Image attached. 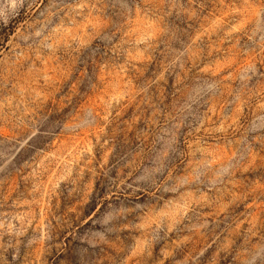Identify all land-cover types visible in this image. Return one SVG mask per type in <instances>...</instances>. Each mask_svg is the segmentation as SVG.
Listing matches in <instances>:
<instances>
[{
	"label": "rangeland",
	"instance_id": "obj_1",
	"mask_svg": "<svg viewBox=\"0 0 264 264\" xmlns=\"http://www.w3.org/2000/svg\"><path fill=\"white\" fill-rule=\"evenodd\" d=\"M0 264H264V0H0Z\"/></svg>",
	"mask_w": 264,
	"mask_h": 264
}]
</instances>
